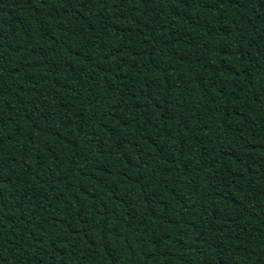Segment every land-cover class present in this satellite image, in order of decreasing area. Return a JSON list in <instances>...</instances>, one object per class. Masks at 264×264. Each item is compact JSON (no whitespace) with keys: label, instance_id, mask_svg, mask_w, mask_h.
Instances as JSON below:
<instances>
[{"label":"trees","instance_id":"obj_1","mask_svg":"<svg viewBox=\"0 0 264 264\" xmlns=\"http://www.w3.org/2000/svg\"><path fill=\"white\" fill-rule=\"evenodd\" d=\"M0 264H264V0H0Z\"/></svg>","mask_w":264,"mask_h":264}]
</instances>
